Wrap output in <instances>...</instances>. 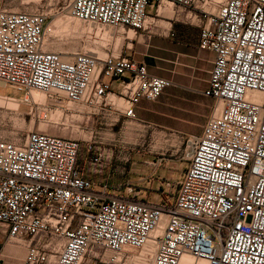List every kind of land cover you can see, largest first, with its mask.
Returning a JSON list of instances; mask_svg holds the SVG:
<instances>
[{
  "label": "built area",
  "instance_id": "built-area-1",
  "mask_svg": "<svg viewBox=\"0 0 264 264\" xmlns=\"http://www.w3.org/2000/svg\"><path fill=\"white\" fill-rule=\"evenodd\" d=\"M2 1L4 88L57 105L123 109L135 120L142 100L156 102L173 86L115 50L105 58L45 52L48 16L12 12ZM164 2L185 12L200 30L199 48L215 55L204 93L212 115L179 154L187 168L177 193L154 203L97 189L76 140L31 132L21 144L0 141V228L26 243L23 264H264V0H70L62 13L128 40L126 32L148 30L150 5L158 16ZM87 154L102 168L91 145ZM161 186L163 195L175 188Z\"/></svg>",
  "mask_w": 264,
  "mask_h": 264
},
{
  "label": "rangeland",
  "instance_id": "rangeland-1",
  "mask_svg": "<svg viewBox=\"0 0 264 264\" xmlns=\"http://www.w3.org/2000/svg\"><path fill=\"white\" fill-rule=\"evenodd\" d=\"M69 2L70 0H3L1 8L12 12L47 15L44 51L62 54L65 58L74 53L95 54L105 58L113 50L116 54L126 44L121 32L95 27L72 18L67 12L62 13ZM163 6H168L172 14L173 5L164 2ZM155 8L156 3H152L148 14L154 15ZM135 35L130 31L128 37L133 38ZM36 93L41 95V99L34 98L37 102L35 104L32 94L30 96L10 87L4 88L0 82V141L21 144L31 132L76 140L83 152L91 145L97 156L102 155L104 163L110 161L114 166L138 170L123 187V193L126 191L124 196L128 195V189L134 192V196L128 195L126 198L135 197L137 200L161 203L166 201L171 192L175 196L177 184L183 180L187 168V163L179 159L185 146L182 144V136L152 138V130L149 128L134 123L122 126L114 121L103 122V115L98 113V109L90 110L82 104H69L65 100L62 105H57L50 97ZM161 147L171 151L162 157L159 154L163 153ZM161 158L167 160L166 165L171 172L165 175L175 187L167 190V196L162 194L163 187L158 189L152 180L155 178V170L165 162L164 160L158 167L156 163ZM84 264L94 262L87 259Z\"/></svg>",
  "mask_w": 264,
  "mask_h": 264
},
{
  "label": "crops",
  "instance_id": "crops-1",
  "mask_svg": "<svg viewBox=\"0 0 264 264\" xmlns=\"http://www.w3.org/2000/svg\"><path fill=\"white\" fill-rule=\"evenodd\" d=\"M171 8L172 14L165 10L163 12L167 14L159 12L158 16L155 8L154 15L148 14V30L125 40L126 44L116 54L145 65L150 75L166 79L173 86L156 102L142 100L136 108L135 120L126 118L123 109L102 108L98 113L103 115V122L114 121L122 126L134 123L149 128L152 138L166 139L180 135L184 145L188 138L202 135L212 115V100L206 98L204 93L210 85L215 55L199 48L200 30L186 21L185 12L174 6ZM111 88L117 94L121 91V84L112 82ZM160 149L165 155L171 151L164 147ZM166 164L167 160L153 174V184L158 189L163 181L169 180L165 174L171 171ZM79 165L97 189L107 184L112 195L125 198L128 195L124 196L126 191L123 193V187L138 171L127 166H114L110 161L97 170L89 163L87 150L82 152ZM0 244L2 264L24 263L27 255L25 242L8 240L7 231L0 228Z\"/></svg>",
  "mask_w": 264,
  "mask_h": 264
},
{
  "label": "bare ground",
  "instance_id": "bare-ground-1",
  "mask_svg": "<svg viewBox=\"0 0 264 264\" xmlns=\"http://www.w3.org/2000/svg\"><path fill=\"white\" fill-rule=\"evenodd\" d=\"M165 10H167V11H170L169 10V8H167V7H162L161 9H160V13L162 14V13H164L163 11H165ZM149 20V19H148ZM122 34H123V31H120ZM46 34H47V31H46ZM45 34V35H46ZM126 34H128L129 35V32H126ZM44 43H45V38H44ZM37 91H33L32 92V97H33V99L34 98H37L38 100L39 99H41V95L40 94H38V93H36ZM112 100H114V98L112 97Z\"/></svg>",
  "mask_w": 264,
  "mask_h": 264
}]
</instances>
